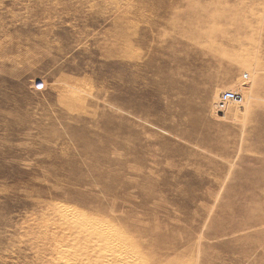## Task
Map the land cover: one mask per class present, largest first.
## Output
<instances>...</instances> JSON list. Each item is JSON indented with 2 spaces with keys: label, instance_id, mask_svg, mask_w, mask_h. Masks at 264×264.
Segmentation results:
<instances>
[{
  "label": "rangeland",
  "instance_id": "374dc122",
  "mask_svg": "<svg viewBox=\"0 0 264 264\" xmlns=\"http://www.w3.org/2000/svg\"><path fill=\"white\" fill-rule=\"evenodd\" d=\"M0 264H264V0H0Z\"/></svg>",
  "mask_w": 264,
  "mask_h": 264
}]
</instances>
